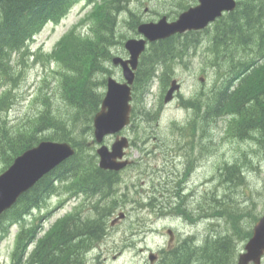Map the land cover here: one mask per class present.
I'll use <instances>...</instances> for the list:
<instances>
[{"label":"trees","instance_id":"1","mask_svg":"<svg viewBox=\"0 0 264 264\" xmlns=\"http://www.w3.org/2000/svg\"><path fill=\"white\" fill-rule=\"evenodd\" d=\"M81 1L83 0H0V82L4 88L0 94V157L3 162L0 173L19 154L43 140L66 141L76 149L73 156L44 176L11 209L0 216L1 232H6L13 224H22V229L17 234L19 241L33 236L29 231L23 230L28 214L36 208H42L48 197L58 192L61 185L75 195L80 191V181L83 183V192L98 194L94 202L98 217L110 215L117 208L119 197L127 195L126 192L123 193L126 195H120L117 188L121 176L115 171L100 168L95 161L97 154L89 144V136H93L94 117L101 109L108 76L114 72L108 66L115 56L113 46L118 43L124 46V34L117 32V19L128 0H102L104 2L95 9L96 20L89 25L88 33L83 34L74 27L57 42L53 52L48 55L60 62L59 80L63 103L44 97V106L39 110V115L29 119L24 126L11 124L5 115L13 105V89L17 88L23 73L16 65L15 57L19 59L21 55L29 53L30 41L35 35L47 23H58ZM85 1L96 3L98 0ZM211 26L212 52L209 58L215 68L217 81L207 94H202V99L198 94L183 100L182 104L192 108L195 115L187 124L176 126H204L206 121L211 125L222 117L227 120L226 137L252 139V132L257 128L261 139L264 136V0H238L234 11L224 14ZM204 31H189L148 45L141 55L133 84L131 126L139 128L143 122L154 125L158 121L160 108L147 107V96L153 82L159 79L166 90L172 79L174 66L183 62L189 50L198 45V36ZM98 74L103 77L97 78ZM240 80L243 88H238ZM57 104L64 107L63 116L56 115L52 109L53 106L58 107ZM137 118L143 122L134 124ZM186 130L181 129V135L188 137ZM136 131L139 132V129ZM147 133H150L149 130ZM192 135L194 132H191ZM243 167L245 164L239 162L225 164L219 169L218 182L221 186L225 185L228 192L222 195L211 188L204 194L205 200L210 201V216L224 219L226 231L211 232L203 239H198L195 235L187 236L174 248L163 251L159 264H236L241 250L240 243L252 236L253 224L260 218L254 215L251 206L240 205L235 198L240 186H247ZM59 182L61 185L57 186L56 183ZM171 187L177 196L182 197V180ZM100 201L106 203L99 204ZM168 207L171 211L185 214L188 219L194 220L196 217L183 203L173 205L170 202L168 206H162ZM75 218L76 214H73L58 221L56 224L61 227L45 236L40 245L54 239H59L58 244L53 248L49 247L43 254L41 251L34 254L33 259L29 258L25 263L66 264L70 259V252L63 255L69 250L63 239L68 241L77 234L93 232L90 229L103 228L100 219L73 225L71 222ZM247 219L250 223L252 221L249 227L243 224ZM70 224L72 229H68Z\"/></svg>","mask_w":264,"mask_h":264},{"label":"rangeland","instance_id":"2","mask_svg":"<svg viewBox=\"0 0 264 264\" xmlns=\"http://www.w3.org/2000/svg\"><path fill=\"white\" fill-rule=\"evenodd\" d=\"M103 2L98 0L96 3H89L83 0L77 3L58 23H47L35 35L30 41L29 53L21 55L19 59L15 57V63L23 73L21 80H18L17 88L13 89V105L5 114L11 124L27 125L29 119L32 120L35 115H39V110L44 106L42 104L44 97L63 103L61 80H59L60 62L48 55L53 52L57 42L74 27H77L79 32L87 34L89 25L96 20L95 9ZM197 3L198 0H128L125 8L118 13L117 32L124 34L123 42L131 37H139L136 32L140 23L158 21L163 15L169 20L176 19L182 11ZM212 30L213 26L203 30L204 32L198 36V45L189 50L183 62L174 66L172 79L177 78L182 88L172 102L165 103L162 94H166V90L163 89L159 79L153 82L150 94L147 96V107L160 108L158 121L154 125H148L137 118L134 124L143 122L139 128L131 126L132 121L131 125L122 132L132 141L131 147L127 149L129 157L137 159L144 153L147 163L146 166L138 165L135 170L121 175L119 194L126 195L123 194L126 192L127 195L119 197L118 202L121 206H117L115 215L120 209H124L127 211L126 220L118 226H112L111 218L114 216L112 213L98 217L94 209L78 211L77 208L82 204V195L70 194L60 182L56 183L57 186L61 185L58 192L49 196L42 208L34 209L25 219L23 230L29 231L33 236L24 237L19 241L17 234L22 229V224L19 223L11 225L6 232L0 231V264H26V260L33 259L34 254L40 251L43 254L49 247H55L59 239L41 245L40 242L43 243L45 236L61 227L56 224L58 221L67 219L73 214H76V218L71 222L73 225L82 224L86 220L100 219L103 228L90 229L93 232L77 234L68 241L63 239L62 241L69 246V250L63 255L70 252V259L66 264H145L148 254H143L140 251L141 247H149L156 252L162 248L170 250L187 236L195 235L198 239H203L211 232L223 233L227 224L222 218L210 216V201L205 200L204 194L211 188H215L216 193L222 195L228 192L225 185H219V169L225 164L235 162L245 164L243 172L247 177V186H240L235 198L240 205L251 206L257 218L264 215V141L259 142L255 138L240 140L226 137L227 120L221 117L211 125L209 121L205 122V126L209 129V140L206 139L205 156L202 157L205 142L201 133H198L197 137L194 136L197 140L196 146L192 143L189 147V134L188 137L181 135V129L186 128L178 127L187 124L195 115L192 108L182 104L183 100L198 94L202 96L204 92L207 94L213 83L217 81L215 68L209 58L212 52L210 49ZM113 52L115 55H128V51L119 43L113 46ZM108 66L114 70L112 75L121 81L122 69L112 62L108 63ZM102 77L103 75L99 74L97 76V78ZM3 89L0 82V94ZM200 98L202 99L203 96ZM57 106H53L52 109L55 110L56 115L63 116L64 107L62 104ZM138 129L139 132L136 131ZM89 138L91 140L89 144L94 147L96 153L98 145L93 143L94 131L93 136ZM115 138L116 135H109L104 143L111 147ZM149 152L152 154L150 155ZM187 152L190 154L186 155ZM175 153H181L180 156L185 158L186 164L173 162L171 156ZM97 160L98 155L95 158V161ZM2 163L0 157V166ZM191 170H194L192 177L187 180L188 175L184 176L186 171ZM146 173L149 175L147 176ZM178 180H182L181 194L186 195L183 198L174 192L170 193L167 189L168 186L177 185ZM126 184L129 186H125ZM192 190L194 196H188ZM234 192L236 190L231 191L230 194ZM151 196L158 198L157 207L139 203L140 201L146 204ZM170 202L173 205L185 204L188 211L196 217L191 220L185 214L171 211L170 207L162 208L164 205L168 206ZM99 208L102 209V206L99 205ZM243 224L249 227L252 221L250 223L247 219ZM254 225L255 223L253 227ZM70 228L72 229L71 224L68 229ZM168 229H172L175 233L174 242L170 247L167 246L170 240ZM246 242L240 243V251L245 249ZM35 247L38 249L42 247V250H36L32 254ZM119 252L121 254H118Z\"/></svg>","mask_w":264,"mask_h":264},{"label":"water","instance_id":"3","mask_svg":"<svg viewBox=\"0 0 264 264\" xmlns=\"http://www.w3.org/2000/svg\"><path fill=\"white\" fill-rule=\"evenodd\" d=\"M237 0H199L198 4L180 13L176 20L167 16L158 21L139 24L140 38H130L125 42L129 57L114 56L112 62L122 68L124 81L114 76L107 79V91L100 111L94 117L95 141L101 144L97 148L101 168L121 170L129 161L125 158L130 141L120 132L130 124L133 99V84L136 78L141 54L148 42L166 39L177 33L202 30L216 21L226 12L234 11ZM181 89L178 79H173L165 95V102H171ZM116 134L111 147L104 144L108 135ZM75 148L66 141L43 140L18 155L13 163L0 173V216L12 208L18 199L34 187L45 175L75 154ZM125 213H120L122 218ZM172 236V230H169ZM173 240V236L171 237ZM264 256V215L255 223L252 237L239 254L236 264H261ZM155 253H150L154 259Z\"/></svg>","mask_w":264,"mask_h":264},{"label":"flooded vegetation","instance_id":"4","mask_svg":"<svg viewBox=\"0 0 264 264\" xmlns=\"http://www.w3.org/2000/svg\"><path fill=\"white\" fill-rule=\"evenodd\" d=\"M238 88H243V85L241 84V80L238 83ZM186 129L189 131L188 132V134H189V144H190L189 147H191V144L192 143H194L195 146H196L197 140H196V138H194V136L197 137L198 133H201V136L203 137V141L205 142L204 143V146L202 148V153H201L202 154V157H204L205 156V153L204 152H205V148H206V145H205L206 144V140L205 139L208 138V140H209V135H207L208 132H209L208 127L205 126V125L204 126L197 125L195 127L194 126H188ZM191 132H194V135L191 136ZM252 133H254L253 134V138H255L256 140H258L259 142H263L264 141V136H261V139H259L260 133H259V131H258L257 128H254V130H253ZM131 142L132 141L130 139V147H131ZM149 154L151 155L152 153L149 152ZM180 154L181 153L172 154V156H171L172 161L175 162V163H182L183 164L185 162V158L184 157H181ZM185 154L188 155L190 153L187 152ZM125 159H127L129 161V163L124 168H122L121 170H110V169H108V170L104 169V170H106V171H115V172H117L121 176V175L127 173V171H131V170L133 171V170H135L138 165H143V166H146L147 165L146 158L144 156V153H142V155L139 158L136 159V158L129 157L128 152L126 150V157H125ZM99 161H100V159L98 158V160H97V164L98 165H99ZM185 164H186V162H185ZM193 171L192 170L191 171H188V172L186 171V175H188L187 180L192 177ZM146 175L148 176L149 174L146 173ZM181 179H182V177H181ZM121 183H122V181H121V178H120V180L118 182V185H117V188H118L119 192L121 191L119 189V184L121 185ZM114 186L115 185H113V187ZM125 186H129V185L126 184ZM78 187H80V191L78 192V195H82V197H83L82 204L79 205V207L77 208L78 211H81V210H84V209H87V210L90 211L91 209H93L92 208L93 206L96 209V204H93L94 201H91V198L92 199H97L98 198V194L92 195V194H88L87 192L84 193L83 192L84 191L83 183L80 182V181H79V186ZM167 189H168V191L170 193H173L174 192V190H173L174 188L171 187V186L170 187L168 186ZM182 189L183 188H181V190ZM181 195H182V197H185L186 196L185 193H184V195L183 194H181ZM188 196H194V190H192L188 194ZM105 203H106L105 201H100L99 204H105ZM139 203L142 204V205H149L151 207H157L159 205L158 198L156 196H154V197L151 196L150 197V200L148 202H146V204L141 203L140 201H139ZM120 206H121V203L119 202L118 203V207H120ZM120 210L118 211V214L117 215H115V211L112 212V215H114L113 218H111V225L112 226H118V225H120L122 222H124L126 220V218H127V211H125L124 209L121 210V211ZM122 212L125 213V216L122 217V218H118L119 215H120V213H122ZM173 239H175V237H173ZM173 242H174V240L173 241L172 240H169V242L167 243V246L170 247L173 244ZM36 250H42V247H39V249L37 247H35L34 252L32 254H34L36 252ZM167 250H169V249L162 248L160 251H157L156 252V251H154L153 249H151L149 247H141L140 248V251L143 254H148V260L149 261L146 260L145 264H158V263H160L159 261L161 260V254L163 253V251H167ZM88 251H90V250H88ZM152 251H154L155 254H156V257H154L153 261H152V259H150V255H149ZM118 254H121V252H119ZM115 257H117V256L115 255Z\"/></svg>","mask_w":264,"mask_h":264},{"label":"bare ground","instance_id":"5","mask_svg":"<svg viewBox=\"0 0 264 264\" xmlns=\"http://www.w3.org/2000/svg\"><path fill=\"white\" fill-rule=\"evenodd\" d=\"M185 57H186V56H185ZM139 67H140V66H139ZM147 82H148V81H147ZM208 133H209V132H208ZM246 133H247V132H246ZM251 134H252V133H251ZM207 135H208V134H207ZM206 139H207V138H206ZM206 139H205V140H206ZM212 139H213V138H212ZM263 150H264V149H263ZM181 171H182V170H181ZM180 173H182V172H180ZM180 176H181V175H180ZM185 176H186V174H185ZM185 176H184V177H185ZM182 177H183V176H182ZM180 178H181V177H180ZM178 181H179V180H178ZM194 207H196V206H194ZM192 209H193V208H192ZM199 210H200V209H199ZM194 211H195V210H194ZM85 241H86V240H85ZM89 241H90V240H89ZM83 243H84V242H83ZM87 247H88V246H87Z\"/></svg>","mask_w":264,"mask_h":264}]
</instances>
